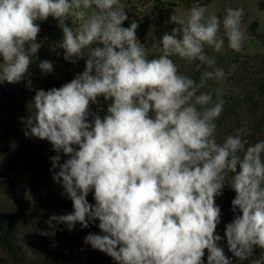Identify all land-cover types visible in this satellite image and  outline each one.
I'll return each mask as SVG.
<instances>
[{
    "label": "clouds",
    "instance_id": "1",
    "mask_svg": "<svg viewBox=\"0 0 264 264\" xmlns=\"http://www.w3.org/2000/svg\"><path fill=\"white\" fill-rule=\"evenodd\" d=\"M125 9L121 0H0V83L28 73L41 47L38 21L49 17L63 32L65 60L76 63L89 53L85 70L70 82L36 90L34 110L21 118L26 137L47 140L57 153L52 178L73 206L50 216L52 231L42 234L98 221L103 234L89 233L84 243L116 264H204L205 250L207 264H232L215 234L221 215L215 197L227 184L236 193L231 210H239L225 226L228 250L247 260L264 249V140L249 144L239 133L218 142L215 121L224 101L213 103L200 91L225 75L205 52L206 45L221 51V24L228 47L242 50L244 10L226 9L222 22L216 15L206 20L200 5L187 19L172 15L178 26L162 36V54L148 59L138 23L122 26ZM174 56L212 70L197 83L180 74ZM38 66L53 71L50 61ZM100 97L111 101L103 117L91 111ZM253 264H264V255Z\"/></svg>",
    "mask_w": 264,
    "mask_h": 264
},
{
    "label": "rangeland",
    "instance_id": "2",
    "mask_svg": "<svg viewBox=\"0 0 264 264\" xmlns=\"http://www.w3.org/2000/svg\"><path fill=\"white\" fill-rule=\"evenodd\" d=\"M121 3L125 5L128 16L123 25L133 20L138 23L136 35L142 47L146 48L148 59L158 58L162 54L160 41L165 32L170 34L172 31L167 26L172 15L178 19H187L188 10L193 5H200L206 9V20L216 15L222 22L226 9L243 8L242 27L246 30V39L242 50L235 52L228 47V39L221 24L218 33V37L224 39L221 51L216 52L206 45L205 52L215 61L213 67L222 68L225 75L219 81L208 80L200 91L210 93L213 103L224 101V108L220 115L222 116L232 103L237 102L243 95L246 96L256 82L261 80V68L264 66V26L261 24L264 11L261 10L260 0H121ZM42 22L38 21L41 31L37 37L41 47L33 57L28 73L20 82L0 83V131L19 125L21 118L30 115V112L34 110L31 102L36 90L47 91L54 87L60 88L85 70L88 50H85V56L78 59L76 63L65 60L64 49L59 46L63 39L61 28L57 24L52 29L46 30ZM66 23L71 26V21ZM254 23L259 25L256 33L250 29ZM72 26L75 28L74 24ZM45 60L53 65L51 73H43L38 66ZM173 61L178 66L180 74L191 77L197 83L200 82L203 72L212 70L199 61L190 62L179 57H175ZM28 80L32 81L31 87L27 85ZM99 101L98 105H91V111L103 117L107 114V106L111 101H105L103 97H100ZM245 106L247 104L241 103L240 108L235 110V114L223 123V128L216 131L218 142H223V139L230 135L228 133L232 128L240 127L239 130L250 128L253 118L246 111ZM220 116L215 121L216 124L219 123ZM91 118L89 117L90 120ZM32 142L37 146L40 154L46 157L42 165H14L9 159L0 156V211H10L17 216L34 212L47 220L53 214L71 213L73 211L71 200L63 195L61 185L54 182L52 178V171H58V169L50 171L51 157L57 153L51 144L39 142L37 138L32 139ZM60 155L61 163H63L67 157L63 153ZM235 195L234 190L226 184L219 197L232 200ZM87 199L90 203H95L91 193ZM87 246L81 242L76 249H85ZM27 255L38 261L43 257L42 254H35L30 249H27ZM0 259V264H11L1 247ZM81 260L80 262L73 258L68 261L60 260L58 264H87L83 259Z\"/></svg>",
    "mask_w": 264,
    "mask_h": 264
},
{
    "label": "trees",
    "instance_id": "3",
    "mask_svg": "<svg viewBox=\"0 0 264 264\" xmlns=\"http://www.w3.org/2000/svg\"><path fill=\"white\" fill-rule=\"evenodd\" d=\"M261 10L264 11V0H260ZM58 24V21L49 17L42 22L44 29L49 30ZM131 23H126L123 27H129ZM264 26V19H262ZM260 25V26H261ZM169 30L178 26L171 22H167ZM259 25L254 23L250 26L253 33H256ZM172 57V59H174ZM262 78L256 82L255 86L243 95L237 102L232 103L220 116V121L217 123V130L223 128V123L235 114L241 103L247 104L246 111L253 118L252 125L247 130H239L238 127L230 130V135L243 134V138L249 144H253L260 140H264V66L261 68ZM23 117V118H27ZM230 129V127H227ZM25 125L8 127L0 131V156L9 159L14 165H42L46 157L41 155L37 146L32 142L34 137H26L24 135ZM229 136V135H228ZM38 139V138H37ZM224 140V139H223ZM46 144H50L47 140H40ZM231 201L222 199L219 196L215 197V204L221 209L220 223L216 228V235L222 237L218 242L223 248L225 256L231 259L232 264H253L254 260L260 259L264 255V249L256 248L253 255L247 260H238L229 250L225 237V226L234 219V215L239 214L231 210ZM47 219L37 213L29 212L22 216H17L10 211H0V247L6 253L11 264H58L60 260H75L82 261L87 264H116V262L106 253L92 249L88 245L85 249H76L77 245L84 242V238L89 233L103 234L98 224L99 222H90L89 227L82 228L77 223L73 230L69 231L67 225H57L55 235H44V232H51L52 229L46 224ZM55 223V222H54ZM27 249L35 254H42L41 260H34L27 255ZM37 255V256H38ZM207 250L203 257L204 264H207ZM1 261V259H0Z\"/></svg>",
    "mask_w": 264,
    "mask_h": 264
}]
</instances>
